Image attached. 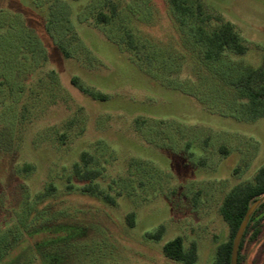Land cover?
Masks as SVG:
<instances>
[{
    "label": "rangeland",
    "instance_id": "374dc122",
    "mask_svg": "<svg viewBox=\"0 0 264 264\" xmlns=\"http://www.w3.org/2000/svg\"><path fill=\"white\" fill-rule=\"evenodd\" d=\"M187 2L205 29L235 26L248 49L230 61L264 69V0ZM110 4L116 19L98 24ZM174 12L170 0H0V264H185L163 250L177 236L212 264L229 235L224 196L264 164V115L232 113L233 64L203 66ZM126 29L139 54L108 37ZM149 49L150 69L135 59ZM83 152L103 171L92 183L75 175ZM240 264H264V225Z\"/></svg>",
    "mask_w": 264,
    "mask_h": 264
},
{
    "label": "trees",
    "instance_id": "16d2710c",
    "mask_svg": "<svg viewBox=\"0 0 264 264\" xmlns=\"http://www.w3.org/2000/svg\"><path fill=\"white\" fill-rule=\"evenodd\" d=\"M170 4L172 9L175 11L174 13L178 17L179 22L188 28V32L191 37L190 40L194 42L193 45L196 46L194 49H197L195 56L203 66L206 64L208 69L215 70V66L219 65L220 62L229 61L233 64V68H230L232 74H225L222 79V81L231 85L234 91L241 98L238 100L235 98L236 96L232 97L234 102L231 106V108H233L232 113L234 115H242L244 118H247L248 116L253 118L263 116L264 69L261 67H240L230 61V54H244L248 49L239 33L236 31L235 26L231 22L225 21L217 24L215 28L207 30L204 28L203 22H205L206 19H209V17L203 16L202 6L199 3L194 5L188 3L187 0H170ZM110 5L111 10L109 12H105L103 10H99L97 12L96 21L98 24H109L116 19L118 14L117 7L115 4ZM134 33L135 32H131L126 29L123 34L118 36L111 35L108 37L113 39L118 44L119 42L127 43L133 50L138 52V43L140 42L139 34L136 33V35ZM135 37H137L138 41L135 40ZM152 50L153 49H149L145 52V54H143L146 61L143 60L144 58L141 59L140 55L136 56L135 59L145 62L149 68L153 65L152 60L154 58H149ZM72 81L84 94L103 100L107 98V95L84 86L76 77H74ZM191 144V140H186V150H190ZM221 150L225 152V147L221 148ZM81 159L83 161V167H81L79 163H74L75 175L80 181L92 183L102 177V170L99 168L89 167L91 160H93L92 154L83 152L81 154ZM82 189L85 191H96L101 195L104 194V197H107L105 194L106 191L99 187L98 183H87L82 187ZM257 200L261 201L250 217L246 230L243 234L239 247L237 264L241 263L242 249L246 240L258 239L264 225V164L256 170L253 180L236 184L224 196L220 206V214L229 227V235L225 241L218 245L215 259L212 264H231L234 236L248 209ZM132 216L133 214H130L129 218L133 219ZM163 229V227H160L156 233L151 234L150 236L152 238L159 239ZM2 248L3 247L0 243V258L9 254V252H2ZM163 250L166 256L174 260L184 262L185 264H196L198 259L196 244L192 243L191 246L186 247L182 236H177L173 240L167 242L164 245Z\"/></svg>",
    "mask_w": 264,
    "mask_h": 264
},
{
    "label": "water",
    "instance_id": "95a60500",
    "mask_svg": "<svg viewBox=\"0 0 264 264\" xmlns=\"http://www.w3.org/2000/svg\"><path fill=\"white\" fill-rule=\"evenodd\" d=\"M261 200H257L254 202L250 208L248 209L243 221L241 222L235 236L233 239V248H232V257H231V264H237L238 262V254H239V247L243 237V234L246 230L250 217L252 216L253 212L255 211L256 207L258 206Z\"/></svg>",
    "mask_w": 264,
    "mask_h": 264
}]
</instances>
